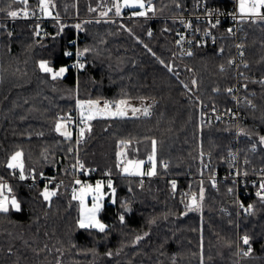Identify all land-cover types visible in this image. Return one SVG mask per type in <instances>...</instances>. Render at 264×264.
Returning a JSON list of instances; mask_svg holds the SVG:
<instances>
[{
    "label": "trees",
    "instance_id": "1",
    "mask_svg": "<svg viewBox=\"0 0 264 264\" xmlns=\"http://www.w3.org/2000/svg\"><path fill=\"white\" fill-rule=\"evenodd\" d=\"M115 1L49 0L54 18L45 19L39 0H0V177L12 179L6 193L20 204L0 213V264H264V199L252 188L254 208L239 219L232 182L216 191L204 177L206 157L213 170H226L237 141L235 124L201 121L206 104L234 105L232 41L216 38L183 56L175 16L196 0H147L152 10L130 19L116 14ZM203 1L231 7L229 0ZM21 9L27 19L8 15ZM246 29L238 143L243 169L252 172L264 168V20ZM76 50L83 67L74 65ZM41 61L66 67V75L53 79ZM88 99L112 106L153 100L155 107L148 115H101L81 142L74 134L66 139L56 131L60 115ZM152 141L155 176L143 183L122 173L123 153L148 167ZM17 152L25 173L79 159L113 175L115 201L106 199L100 214L105 231L79 227L80 204L66 187L49 189L56 195L45 200L41 184L16 179L7 165ZM193 194L201 205L190 211Z\"/></svg>",
    "mask_w": 264,
    "mask_h": 264
},
{
    "label": "built area",
    "instance_id": "2",
    "mask_svg": "<svg viewBox=\"0 0 264 264\" xmlns=\"http://www.w3.org/2000/svg\"><path fill=\"white\" fill-rule=\"evenodd\" d=\"M23 1V0H21ZM27 1V0H26ZM231 7L227 9H216L209 7L203 0H196L190 6L180 5L178 8V14L175 18L178 20L177 38L176 41L179 45L181 55L190 56L195 52L196 47L205 44L208 41H213L216 38L228 37L232 41L233 56L231 59V66L233 69V76L235 78V84L230 89V93L233 96L234 105L230 108H219L216 106L204 105L202 107L201 121L203 124L218 123L222 121H228L236 125V143L230 152L228 158V167L225 169L213 170L212 157L208 155L204 163V177L209 179L214 190L219 191L223 182L231 181L232 188L237 192V205L239 219L242 213H250L254 205L252 200L249 199V194L252 192V188L256 189V193L261 191L260 185L264 183V168L256 169L252 172H247L243 169L244 163L241 159V153L239 149V134H240V122L243 118V93L246 74V40H247V24H253L261 19L257 17H245L241 18L239 14V2L238 0H229ZM151 7V5L148 6ZM26 12V11H25ZM19 14L17 17L21 19H27L28 14ZM264 13V9L261 10ZM134 10L125 8L122 13V17L130 19L137 17L134 15ZM235 17V18H233ZM219 21V23H217ZM255 21V22H253ZM215 25V27H213ZM224 28L225 32H215L214 29ZM229 29L232 31L229 32ZM183 37V39H181ZM72 43H76L74 39ZM74 65H83L82 53L78 50L73 54ZM98 101L97 107L103 109L107 102L110 107L112 102L109 99H88L79 101ZM155 107V102L149 100L147 103L148 112L151 113ZM250 107H253L250 104ZM110 109V108H109ZM80 111L77 103L73 110L69 111L66 115H60L62 118H66L70 121V129L76 136L77 142H81L80 128L84 127L86 123L80 122ZM105 112L98 114L104 115ZM70 118V119H69ZM254 152L257 151V147H254ZM126 155L122 154L120 158L119 167L122 173L123 168L127 165ZM164 164H166L164 162ZM63 163L60 161L51 170L37 174L35 171L25 173V179L21 180L20 170L12 169V173L15 174V178L19 181H23L29 186L41 184L46 190L52 188L66 187L72 194L79 192L82 187L87 185H95L98 182L108 184L109 180H113L114 176L111 175L107 170L103 172L97 169H90L85 167L82 162L78 159L75 162L67 163L66 166H62ZM83 165V167H81ZM63 169V170H61ZM24 171V169H23ZM207 173V174H205ZM190 176L192 173L190 172ZM145 176L142 182L145 183ZM11 181L7 177H0L1 184H7L11 188ZM79 181V183H77ZM7 191L5 190V195ZM244 237L248 238V235L240 236L241 240L244 241Z\"/></svg>",
    "mask_w": 264,
    "mask_h": 264
},
{
    "label": "snow or ice",
    "instance_id": "3",
    "mask_svg": "<svg viewBox=\"0 0 264 264\" xmlns=\"http://www.w3.org/2000/svg\"><path fill=\"white\" fill-rule=\"evenodd\" d=\"M13 2H16V0H13ZM23 2L26 3V0H23ZM239 2V14L241 16V18H251V17H259L261 20H264V13L261 12L262 9H264V0H238ZM40 3V8L41 11L47 12L48 11V4H49V0H39ZM124 7H128V8H140V9H144L146 7L144 0H124ZM115 9H116V14L120 15V6L114 5ZM2 10V9H0ZM149 11H151V7H149L148 9ZM50 14V13H49ZM107 13H104V15H106ZM8 15L11 17H16L18 15V13L16 11H9ZM25 15H27V12H25ZM134 15H138V16H144L146 15V12L144 11H138L135 12ZM235 18V17H233ZM255 22V21H253ZM217 23H219V21H217ZM213 27H215V25H213ZM232 30L229 29V32H231ZM181 39H183V37H181ZM179 43V41L177 42ZM70 55V53L68 54ZM188 55H191V53L189 52ZM231 63V62H230ZM40 70L45 72V73H52V78L55 79L57 77H60L63 73H65L67 71L66 68H61L58 72H53V69L50 68L47 64V62L45 61H41L39 64ZM80 67H83V65H80ZM169 71H171V68H169ZM229 92H231V89H228ZM98 101H77V105L78 107L81 109L80 112V122L81 123H86L87 121H90L92 119L95 118V115L97 113L100 112H108L109 115L112 116H119V117H125L127 115V112L124 111L121 108V105H125L126 101H119L116 105V111L114 112H110L108 111L110 108V105L106 102L104 105L103 109H99L97 107L98 105ZM132 114L135 115L137 112L141 111L138 108H132L131 109ZM143 114L144 115H148V109L145 108L143 110ZM63 119V118H62ZM70 119V118H69ZM65 127L64 124L62 123H57L56 125V131L60 132L61 128ZM90 130V128H89ZM85 132L84 128L80 129V137H83ZM61 135L65 136L66 139H70L72 136L71 132L68 131H64L61 132ZM261 142H264V137H261ZM124 143V142H121ZM155 141H152V145H153V154L152 156L149 157L150 161H154V157H155ZM119 155V154H118ZM22 156L21 152H17L15 153V155H13L11 157V161L8 163L7 167L10 169H19L20 170V176L19 178L21 180L25 179V175H24V171H23V163L20 161V157ZM144 163V161H127V165L123 168V172L128 174V175H143V173H141L139 171L140 165H142ZM81 167H83V165H81ZM166 167V165H165ZM147 175H155V163L153 162V166H152V170L149 171L147 173ZM77 183H79V181H77ZM173 189H175V182H173ZM108 187L112 188V182L111 180H109L108 182ZM102 188V184L100 182L97 183V185L95 186V188H92L91 185H87L85 187H82L80 189V194L77 195L75 190H74V194H73V199L76 200L78 199L80 201L81 204V216L78 220V225L80 228L82 229H89V228H95L98 229L100 232H104L105 231V227L106 225L101 223L100 220L98 219V213L101 211L102 208V200H103V192L101 191ZM260 189L261 191L257 192V196H260L262 199H264V183H262L260 185ZM5 190L7 192H11L12 189L10 187H8L7 184H0V213H7L10 210V207L12 209H15L16 211L20 210V204L18 203L17 199L15 197H12L11 199H9V197L7 195H5ZM114 189H113V193H114ZM231 191V190H230ZM89 194H92V206L89 208L85 205V197ZM42 195L44 196L45 200H48L51 196L56 195L55 192H49L47 191V189L45 190L44 193H42ZM200 199H203V189H201L200 192ZM186 207L191 211V210H198L199 208V204L197 202V197L195 194L192 195L191 197V201L189 204L186 205ZM120 220L123 221L124 217L121 216ZM244 243L247 244L248 243V238L244 237ZM245 255H247L248 253H244Z\"/></svg>",
    "mask_w": 264,
    "mask_h": 264
},
{
    "label": "rangeland",
    "instance_id": "4",
    "mask_svg": "<svg viewBox=\"0 0 264 264\" xmlns=\"http://www.w3.org/2000/svg\"><path fill=\"white\" fill-rule=\"evenodd\" d=\"M144 3H145V5H146V7L144 8V9H140V8H138V7H136V8H130V9H132V10H134V12H138V11H144V12H146L147 13V8H148V6H147V0H144ZM119 5L120 6V15L119 16H122V13H123V10L125 9V8H127V7H124L123 6V4H124V0H116L115 1V5ZM25 12V10L24 9H21V10H19L17 13H18V15L19 14H21V13H24ZM43 13H44V17H45V19H53L54 18V16H53V14H52V11H51V8H50V6H49V4H48V11L47 12H44L43 11ZM50 13V14H49ZM17 15V16H18ZM135 16H137L138 17V15H135ZM135 18V17H134ZM46 62V61H45ZM48 63V62H47ZM49 64V63H48ZM50 65V64H49ZM51 67V66H50ZM123 101H126V100H123ZM147 103H148V101L147 102H141V103H136V102H130V101H126V104L125 105H121V108L124 110V111H126L127 112V115L125 116V117H127V116H139V115H143V110L145 109V108H147ZM132 108H138V109H140L141 111H139V112H137L135 115H133L132 114V111H131V109ZM108 111H110V112H114V111H116V108H115V105L114 106H111L110 107V109L108 110ZM81 112V111H80ZM99 116H101L100 114H96L95 115V118L96 117H99ZM112 116V115H111ZM112 117H119V116H112ZM94 118V119H95ZM94 119H92V120H90V121H87L86 122V125L84 126V127H81V128H84L85 129V132H84V135H83V137H81V139H83L84 137H85V134H86V132L89 130V128H90V123H91V121H93ZM58 123H62V124H64L65 125V127H63V128H61V130H60V132L59 133H61V132H64V131H68V132H71L72 133V135H73V132H72V130L70 129V126H69V124H70V121L69 120H67V119H61ZM80 128V129H81ZM124 155H126L125 153H123ZM11 161V160H10ZM20 161L22 162V157H20ZM127 161H129V159L128 158H126V163H127ZM131 161H144V160H131ZM153 162L155 163V157H154V161H148V167L146 168V162H144L142 165H140V168H139V171L141 172V173H143V175H128V174H126V173H124L125 175H128V176H134V177H141L142 179H143V177H145V176H149V177H153V176H155V175H147V173L149 172V171H151L152 170V166H153ZM156 166V165H155ZM155 174H156V168H155ZM102 184V188H101V191L103 192V200H102V208H103V206H104V203H105V201H106V199H109L111 202H114L115 201V191H114V193H113V189H114V187H113V184H112V188H109L108 187V185H107V189H106V185H104V183H101ZM97 184H95V185H91L92 186V188H95V186H96ZM115 190V189H114ZM47 191H49V192H55V190H47ZM77 195H79L80 194V191L79 192H77L76 193ZM9 197V196H8ZM52 197V196H51ZM50 197V198H51ZM50 198L48 199V200H50ZM9 199H11L10 197H9ZM77 201H79L78 199H76ZM85 205L87 206V207H91L92 206V194H89V195H87L86 197H85ZM198 202V204L199 205H201V203H200V201H197ZM79 204H80V201H79ZM102 208H101V210H102ZM100 214H101V211L98 213V219L100 220V222L101 223H103V224H105L102 220H101V218H100ZM80 216H81V204H80ZM106 225V224H105ZM107 228V226L105 227V229ZM93 229H95V228H93ZM96 230H98V229H96Z\"/></svg>",
    "mask_w": 264,
    "mask_h": 264
},
{
    "label": "crops",
    "instance_id": "5",
    "mask_svg": "<svg viewBox=\"0 0 264 264\" xmlns=\"http://www.w3.org/2000/svg\"><path fill=\"white\" fill-rule=\"evenodd\" d=\"M48 64V63H47ZM48 66L50 67V65L48 64ZM50 68H52L53 69V72H58L61 68H59V69H54L53 67H50ZM63 68H66V67H63ZM67 69V68H66ZM66 73H67V71L65 72V73H63L59 78H63L65 75H66ZM51 74V76H52V73H50ZM144 102H146V101H144Z\"/></svg>",
    "mask_w": 264,
    "mask_h": 264
},
{
    "label": "water",
    "instance_id": "6",
    "mask_svg": "<svg viewBox=\"0 0 264 264\" xmlns=\"http://www.w3.org/2000/svg\"><path fill=\"white\" fill-rule=\"evenodd\" d=\"M105 116H106L107 118H110V115L108 114V112L105 113Z\"/></svg>",
    "mask_w": 264,
    "mask_h": 264
}]
</instances>
